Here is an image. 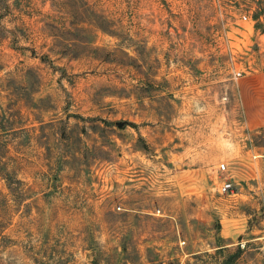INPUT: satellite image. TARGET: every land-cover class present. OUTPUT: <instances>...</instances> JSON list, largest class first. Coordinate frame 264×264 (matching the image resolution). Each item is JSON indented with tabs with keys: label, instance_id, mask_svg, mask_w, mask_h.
Returning a JSON list of instances; mask_svg holds the SVG:
<instances>
[{
	"label": "rangeland",
	"instance_id": "374dc122",
	"mask_svg": "<svg viewBox=\"0 0 264 264\" xmlns=\"http://www.w3.org/2000/svg\"><path fill=\"white\" fill-rule=\"evenodd\" d=\"M261 77L264 0H0V264H264Z\"/></svg>",
	"mask_w": 264,
	"mask_h": 264
},
{
	"label": "built area",
	"instance_id": "2783aa9c",
	"mask_svg": "<svg viewBox=\"0 0 264 264\" xmlns=\"http://www.w3.org/2000/svg\"><path fill=\"white\" fill-rule=\"evenodd\" d=\"M243 18H246V16L244 15ZM241 75V72H236L235 73V77H238ZM218 171L220 173H224L227 171V164L224 162H221L219 164L218 167ZM235 190V185L233 183V181L231 180V178H225L224 180H222L219 185L217 186V191L219 194H228V193H233Z\"/></svg>",
	"mask_w": 264,
	"mask_h": 264
},
{
	"label": "crops",
	"instance_id": "0c3cea01",
	"mask_svg": "<svg viewBox=\"0 0 264 264\" xmlns=\"http://www.w3.org/2000/svg\"><path fill=\"white\" fill-rule=\"evenodd\" d=\"M262 79H260L259 80V83H261L260 84V90L257 92V93H255V94H257L259 97H261V98H264V78L263 77H261ZM240 96L241 97H249V92L247 91V92H245V91H242V93H240ZM264 116V115H263ZM264 118V117H263Z\"/></svg>",
	"mask_w": 264,
	"mask_h": 264
}]
</instances>
